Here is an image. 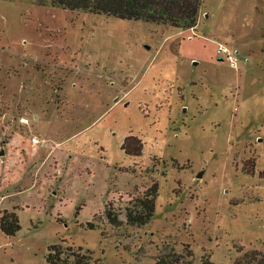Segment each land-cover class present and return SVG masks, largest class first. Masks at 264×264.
Returning a JSON list of instances; mask_svg holds the SVG:
<instances>
[{"label": "rangeland", "instance_id": "1", "mask_svg": "<svg viewBox=\"0 0 264 264\" xmlns=\"http://www.w3.org/2000/svg\"><path fill=\"white\" fill-rule=\"evenodd\" d=\"M199 11L185 28L0 0V216L20 223L0 230V264H48L49 248L89 264L264 252V0ZM153 183L152 218L130 224Z\"/></svg>", "mask_w": 264, "mask_h": 264}, {"label": "trees", "instance_id": "2", "mask_svg": "<svg viewBox=\"0 0 264 264\" xmlns=\"http://www.w3.org/2000/svg\"><path fill=\"white\" fill-rule=\"evenodd\" d=\"M52 2L70 10H89L119 18L144 19L189 28L196 25L202 0H52ZM142 148L141 140L132 134L128 135L122 144L124 152L131 157L140 156ZM157 190V184L153 183L143 192L141 198L136 200L140 210L134 215L127 213V221L130 224L141 226L152 218ZM108 218L116 223L114 217L108 216ZM19 229L20 223L15 209L3 211L0 216V230L7 236H13ZM51 248L54 250L55 245ZM53 254L55 253L49 248L46 255L48 264H89L91 258L90 254L77 252L72 253L73 260L68 262L55 258ZM159 264H167V262L162 261ZM234 264H264V252L257 249L244 251Z\"/></svg>", "mask_w": 264, "mask_h": 264}, {"label": "built area", "instance_id": "3", "mask_svg": "<svg viewBox=\"0 0 264 264\" xmlns=\"http://www.w3.org/2000/svg\"><path fill=\"white\" fill-rule=\"evenodd\" d=\"M219 51L222 52V53H225L226 54V58L229 61H233L234 60L233 54H229L227 48H222ZM20 122L23 123V124H29V119L27 117H20ZM29 138H30V141L32 142V144H37V143H40L41 141H43V139L39 138L36 135L29 136Z\"/></svg>", "mask_w": 264, "mask_h": 264}, {"label": "crops", "instance_id": "4", "mask_svg": "<svg viewBox=\"0 0 264 264\" xmlns=\"http://www.w3.org/2000/svg\"><path fill=\"white\" fill-rule=\"evenodd\" d=\"M199 13H202V12L199 11ZM31 144H32V142L30 141V145H31ZM31 146H32V145H31ZM1 153H2V152H1Z\"/></svg>", "mask_w": 264, "mask_h": 264}, {"label": "bare ground", "instance_id": "5", "mask_svg": "<svg viewBox=\"0 0 264 264\" xmlns=\"http://www.w3.org/2000/svg\"><path fill=\"white\" fill-rule=\"evenodd\" d=\"M56 145V144H55ZM58 145V144H57Z\"/></svg>", "mask_w": 264, "mask_h": 264}]
</instances>
